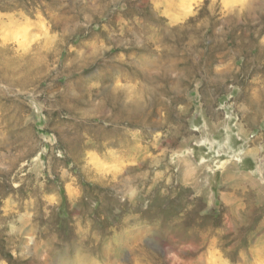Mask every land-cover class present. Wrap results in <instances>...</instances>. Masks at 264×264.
<instances>
[{
	"label": "rangeland",
	"instance_id": "rangeland-1",
	"mask_svg": "<svg viewBox=\"0 0 264 264\" xmlns=\"http://www.w3.org/2000/svg\"><path fill=\"white\" fill-rule=\"evenodd\" d=\"M0 264H264V0H0Z\"/></svg>",
	"mask_w": 264,
	"mask_h": 264
}]
</instances>
